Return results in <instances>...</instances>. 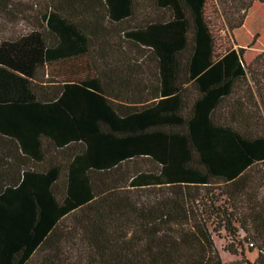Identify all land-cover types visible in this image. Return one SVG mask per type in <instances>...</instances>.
I'll use <instances>...</instances> for the list:
<instances>
[{
    "label": "trees",
    "instance_id": "trees-1",
    "mask_svg": "<svg viewBox=\"0 0 264 264\" xmlns=\"http://www.w3.org/2000/svg\"><path fill=\"white\" fill-rule=\"evenodd\" d=\"M150 3L0 0V264H264V50Z\"/></svg>",
    "mask_w": 264,
    "mask_h": 264
},
{
    "label": "rangeland",
    "instance_id": "rangeland-1",
    "mask_svg": "<svg viewBox=\"0 0 264 264\" xmlns=\"http://www.w3.org/2000/svg\"><path fill=\"white\" fill-rule=\"evenodd\" d=\"M29 2L42 1V0H26ZM142 13L151 11L150 0H143ZM34 3H33V6ZM142 8V7H141ZM207 15L212 22V27L216 35V49L222 51L225 47L233 46L243 47L242 57L246 63H249L251 59L260 51L264 50V1H254L253 4L247 9L245 18L242 25L237 28L227 31L225 28L224 15L221 12L219 4L215 3V0H208L206 6ZM238 15L234 13V17ZM5 27L1 28V35H13L18 32H24L29 29V24L24 19H14L8 22ZM215 245L219 249L221 259L224 264H246L241 262L240 254H233L227 250H224L228 236L224 231H221L219 235H213ZM244 255L250 261L254 260L257 255V250L253 248L249 251L244 247Z\"/></svg>",
    "mask_w": 264,
    "mask_h": 264
},
{
    "label": "built area",
    "instance_id": "built-area-1",
    "mask_svg": "<svg viewBox=\"0 0 264 264\" xmlns=\"http://www.w3.org/2000/svg\"><path fill=\"white\" fill-rule=\"evenodd\" d=\"M248 244H249L250 246H252V245H253V243H252V242H249Z\"/></svg>",
    "mask_w": 264,
    "mask_h": 264
}]
</instances>
